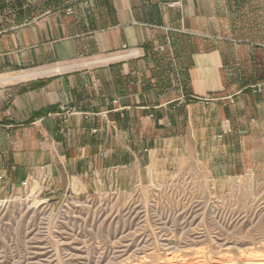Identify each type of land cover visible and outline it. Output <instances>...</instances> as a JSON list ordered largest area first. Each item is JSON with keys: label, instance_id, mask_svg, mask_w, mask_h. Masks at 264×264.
<instances>
[{"label": "crops", "instance_id": "0c3cea01", "mask_svg": "<svg viewBox=\"0 0 264 264\" xmlns=\"http://www.w3.org/2000/svg\"><path fill=\"white\" fill-rule=\"evenodd\" d=\"M221 11V0H0V76L36 73L0 86V201L29 181L126 189L169 160H196L213 180L264 176V45L222 37Z\"/></svg>", "mask_w": 264, "mask_h": 264}, {"label": "rangeland", "instance_id": "374dc122", "mask_svg": "<svg viewBox=\"0 0 264 264\" xmlns=\"http://www.w3.org/2000/svg\"><path fill=\"white\" fill-rule=\"evenodd\" d=\"M221 1V36L264 45V0ZM107 183L29 181L1 200L0 264H264V176L213 180L169 160L143 184Z\"/></svg>", "mask_w": 264, "mask_h": 264}, {"label": "bare ground", "instance_id": "6f19581e", "mask_svg": "<svg viewBox=\"0 0 264 264\" xmlns=\"http://www.w3.org/2000/svg\"><path fill=\"white\" fill-rule=\"evenodd\" d=\"M125 54V53H124ZM134 55V54H133ZM119 56H111L109 58V60L111 59H116ZM104 59V58H103ZM107 59V57H106ZM124 59V58H123ZM108 60V61H109ZM118 60V59H117ZM107 61V62H108ZM112 61V60H111ZM115 61V60H114ZM119 61V60H118ZM106 62V61H105ZM88 64V63H87ZM36 73L35 72H21V73H15V74H10V75H4V76H0V85L9 83L10 81H22V80H26L30 77L35 76Z\"/></svg>", "mask_w": 264, "mask_h": 264}, {"label": "built area", "instance_id": "2783aa9c", "mask_svg": "<svg viewBox=\"0 0 264 264\" xmlns=\"http://www.w3.org/2000/svg\"><path fill=\"white\" fill-rule=\"evenodd\" d=\"M202 103L204 104H209L210 102L213 101V99L210 98H205V99H199ZM77 114L75 109H71L70 111H68V115H75Z\"/></svg>", "mask_w": 264, "mask_h": 264}]
</instances>
